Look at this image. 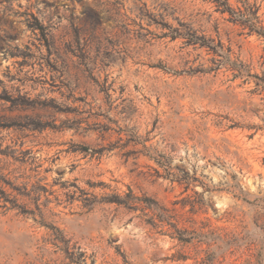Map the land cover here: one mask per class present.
I'll list each match as a JSON object with an SVG mask.
<instances>
[{"label": "rangeland", "instance_id": "obj_1", "mask_svg": "<svg viewBox=\"0 0 264 264\" xmlns=\"http://www.w3.org/2000/svg\"><path fill=\"white\" fill-rule=\"evenodd\" d=\"M228 19L204 0H0V264H264V38ZM178 21L232 64L173 40Z\"/></svg>", "mask_w": 264, "mask_h": 264}, {"label": "trees", "instance_id": "obj_2", "mask_svg": "<svg viewBox=\"0 0 264 264\" xmlns=\"http://www.w3.org/2000/svg\"><path fill=\"white\" fill-rule=\"evenodd\" d=\"M208 1L209 3H212L216 11H218L220 14H226L229 16V21L233 23L234 25L240 26L243 30H247L248 33H255L258 36L264 38V26L261 24V21L259 20V17L257 16L258 8L249 5L247 3L248 0L244 1H239L242 3V7H234L231 3L230 0H204ZM178 26L174 29H172V34L171 38L173 40L175 39H182L183 44L185 46H193V47H199V48H204L210 53L214 54H222L221 48L222 45L219 42L217 45L214 44V40L210 38H206L204 36L198 35L195 31H193L190 28H186L184 23H181L178 21ZM182 27V28H181ZM221 57H224V62L227 63H221L222 64H232L229 56L225 55H220ZM229 62V63H228ZM221 65H218V68H220ZM233 67V65H231ZM234 68V67H233ZM235 70V69H232ZM240 74L241 72L238 71ZM153 161L164 171L167 172V179H170L171 181L174 180L175 177L173 174H171L169 171L170 169V160L166 156L159 155L158 158H152ZM185 179H176L178 182H185ZM188 183V182H185ZM137 200L148 210L152 211L155 216H157L158 221L161 224H167L169 227L173 228L175 232H180L184 233L183 231H178L172 223H168V221L165 220V218L168 217L167 211L161 207L157 201H155L152 198L149 197H143V198H137ZM108 203H115L118 205H125L126 203L124 202V199H121L118 196H113L107 199Z\"/></svg>", "mask_w": 264, "mask_h": 264}]
</instances>
